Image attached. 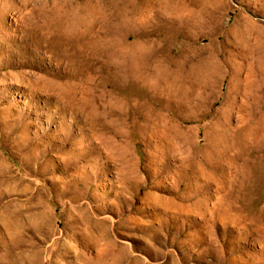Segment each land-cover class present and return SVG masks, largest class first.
Returning <instances> with one entry per match:
<instances>
[{
    "label": "rangeland",
    "instance_id": "374dc122",
    "mask_svg": "<svg viewBox=\"0 0 264 264\" xmlns=\"http://www.w3.org/2000/svg\"><path fill=\"white\" fill-rule=\"evenodd\" d=\"M0 264H264V0H0Z\"/></svg>",
    "mask_w": 264,
    "mask_h": 264
}]
</instances>
